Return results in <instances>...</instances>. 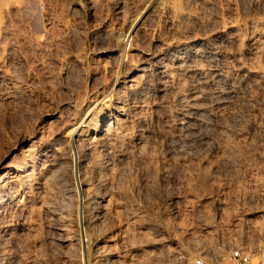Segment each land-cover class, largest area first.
I'll return each mask as SVG.
<instances>
[{"label": "rangeland", "instance_id": "374dc122", "mask_svg": "<svg viewBox=\"0 0 264 264\" xmlns=\"http://www.w3.org/2000/svg\"><path fill=\"white\" fill-rule=\"evenodd\" d=\"M0 41V176L32 181L0 194V264L264 259V0H0ZM115 81L88 255L84 174L60 138Z\"/></svg>", "mask_w": 264, "mask_h": 264}, {"label": "bare ground", "instance_id": "6f19581e", "mask_svg": "<svg viewBox=\"0 0 264 264\" xmlns=\"http://www.w3.org/2000/svg\"><path fill=\"white\" fill-rule=\"evenodd\" d=\"M141 22H142V15L140 14L139 16H137V17L132 19L131 25L129 27V30H127V32L125 30H124L125 32H119V31H118L119 33L115 32L116 39L122 45V47L124 46V48H125L133 40V38H134L135 34L137 33V31L141 28ZM0 46H1V41H0ZM122 56H123V54H122ZM125 77L127 78V76H125ZM116 84H117V81H115L113 86L110 87V92L107 95H104L102 98H100L98 100H95L93 103H91L85 109V111L82 113V115L80 117H78L76 120L73 118L75 120V122L73 121L72 124H69V126L64 130L62 135L60 134L61 138L59 137L60 139L63 140V142H62L63 144L62 145L66 149H70V150L72 149V150L76 151L74 156H73V159L77 163L78 168L84 174V177L82 179L83 182H82V190L81 191L84 193V195L86 197L85 198L86 200L82 204L83 205V209L85 211V217H84V219L82 221V224L84 226H86V230H85L86 236L87 237L90 236V239H87L85 241V248L87 249L88 255L92 251L91 248H93V244L98 245L100 243V239L96 238V236L94 235L95 234V230H96L95 224H97L98 222H97V219H96L97 217L95 218L94 209L90 205V201L93 198V194L95 193V191L93 192V189H94L93 187L94 186H92V182L90 181L89 174H90V172L93 169L96 168V165H97V162H98L97 159H98V155H99L97 151H99L98 150V149H100L99 147L102 145V147L106 146L107 148L111 149V148H113L114 146H116L119 143V139H120L119 132L117 130H114V129H112L110 127V126H112V124L110 126H108V127H105V128L99 127V120H100L99 116H101V115L97 114V110H99L100 105L103 104L105 99L114 98L115 97L114 96L115 93L113 91L116 88ZM116 101H118V100H116ZM107 116H109V115H103L102 119L107 118ZM71 121H72V119H71ZM67 125H68V122H67ZM62 145L60 144L59 146H56V144H53L52 146H53V149L55 151H58L59 149H61ZM84 146H86L85 148L88 149V153L85 152L86 150L83 148ZM82 148L84 149V152L86 154L85 153H81V152H83ZM70 156H72V155H70ZM98 164H100V163H98ZM20 165H22V164H20ZM12 169H16V167H14ZM100 170H101V167H100ZM100 170H99V172H100ZM31 174L28 173L27 176H29V175L31 176ZM94 175H96V174H94ZM94 175H93V177H94ZM22 185L23 186H31L32 185V181L29 180V178L26 177V176H24L23 178H18L9 169L6 170L4 173H2L1 176H0V194H1V192H3V194L4 193H9V192H11V190L13 188H15L17 186H22ZM1 197L2 196L0 195V199H1ZM105 201H106V199H105ZM103 208H104V201L103 200H99L98 201V209H99V211L102 210ZM98 225H100V224H98ZM89 257H88V259H89ZM106 257H107V255H106ZM181 258H182L181 260L183 261L184 264H194L193 256L191 254H188L187 252L183 253ZM219 258H220V256H219ZM88 259H87V261H88ZM89 262H88V264H89Z\"/></svg>", "mask_w": 264, "mask_h": 264}, {"label": "built area", "instance_id": "2783aa9c", "mask_svg": "<svg viewBox=\"0 0 264 264\" xmlns=\"http://www.w3.org/2000/svg\"><path fill=\"white\" fill-rule=\"evenodd\" d=\"M230 258L240 262L241 264H264V259L260 256L252 254L244 246H237L233 248L230 252ZM194 264H211L204 257H196L194 259Z\"/></svg>", "mask_w": 264, "mask_h": 264}]
</instances>
